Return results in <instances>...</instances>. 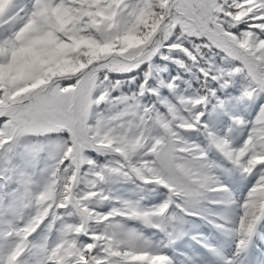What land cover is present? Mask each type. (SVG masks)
Wrapping results in <instances>:
<instances>
[{
    "label": "snow or ice",
    "instance_id": "1",
    "mask_svg": "<svg viewBox=\"0 0 264 264\" xmlns=\"http://www.w3.org/2000/svg\"><path fill=\"white\" fill-rule=\"evenodd\" d=\"M0 264H264V0H0Z\"/></svg>",
    "mask_w": 264,
    "mask_h": 264
},
{
    "label": "rangeland",
    "instance_id": "2",
    "mask_svg": "<svg viewBox=\"0 0 264 264\" xmlns=\"http://www.w3.org/2000/svg\"><path fill=\"white\" fill-rule=\"evenodd\" d=\"M212 232H214L213 229H210L209 227H206V234H208V235H212ZM180 243H182V242H180ZM219 245H225V243H224L223 241L220 240V241H219ZM187 246H188L189 249L191 248V244H190L189 241H188Z\"/></svg>",
    "mask_w": 264,
    "mask_h": 264
},
{
    "label": "trees",
    "instance_id": "3",
    "mask_svg": "<svg viewBox=\"0 0 264 264\" xmlns=\"http://www.w3.org/2000/svg\"><path fill=\"white\" fill-rule=\"evenodd\" d=\"M195 138V137H194Z\"/></svg>",
    "mask_w": 264,
    "mask_h": 264
}]
</instances>
